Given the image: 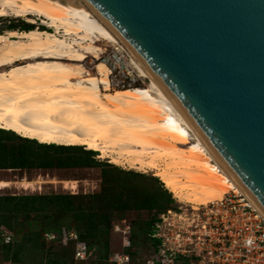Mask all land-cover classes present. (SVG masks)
<instances>
[{"label":"bare ground","instance_id":"bare-ground-1","mask_svg":"<svg viewBox=\"0 0 264 264\" xmlns=\"http://www.w3.org/2000/svg\"><path fill=\"white\" fill-rule=\"evenodd\" d=\"M12 16L31 23L30 16H39L90 42L75 49L39 29L0 34V129L40 144L83 147L116 166L154 173L179 204L195 209L230 193L244 196L94 13L52 0H0V17ZM96 37L127 49L149 79L146 87L112 89L103 61L96 73L88 71L82 64L91 54L98 58Z\"/></svg>","mask_w":264,"mask_h":264},{"label":"water","instance_id":"water-1","mask_svg":"<svg viewBox=\"0 0 264 264\" xmlns=\"http://www.w3.org/2000/svg\"><path fill=\"white\" fill-rule=\"evenodd\" d=\"M94 13L264 217V0H52Z\"/></svg>","mask_w":264,"mask_h":264},{"label":"trees","instance_id":"trees-1","mask_svg":"<svg viewBox=\"0 0 264 264\" xmlns=\"http://www.w3.org/2000/svg\"><path fill=\"white\" fill-rule=\"evenodd\" d=\"M10 31H31L33 25L12 24ZM46 31L45 28H41ZM95 151L81 147L40 144L13 132L0 129V171H36L64 168H92L99 165L94 159ZM141 175L131 174L120 182L103 172V188L94 195H12L0 196V229L5 227L13 233L11 244L0 241V264H76L79 243L85 244L95 255L96 264H115L111 258V234L115 220L122 223L130 212L157 211L151 220L138 222L131 235V248L126 250L131 261L136 259L141 246L151 242L158 252L160 241L152 238L160 216L174 209L172 194L159 182L156 189L143 188L138 183ZM158 182L157 179H154ZM76 234L78 240L61 242ZM46 235H55L48 242ZM137 248L134 252L132 249ZM147 262H144L146 264ZM190 264V260H186ZM178 264V263H177Z\"/></svg>","mask_w":264,"mask_h":264},{"label":"built area","instance_id":"built-area-1","mask_svg":"<svg viewBox=\"0 0 264 264\" xmlns=\"http://www.w3.org/2000/svg\"><path fill=\"white\" fill-rule=\"evenodd\" d=\"M46 31L64 39L75 49H80L90 41H84L74 32L52 27L46 19L36 17ZM39 29V28H38ZM96 37L98 58L111 72V86L118 89L146 86L149 79L142 76L131 53L119 43L101 40ZM165 187V186H164ZM168 190L167 188H165ZM171 193V192H170ZM173 199L178 203L173 194ZM181 205V204H180ZM183 210L182 213L179 211ZM178 220V221H177ZM114 231L122 235L125 251L114 254L111 262L129 264L131 257L126 250L131 248L132 228L124 220L116 224ZM47 241L56 239L55 235H46ZM152 238L161 242L158 252L146 264H264V217L242 195L230 193L221 201L201 206H176L160 216ZM12 232L5 227L0 229V241L11 244ZM78 240L74 233L63 239ZM93 257L85 244L79 243L75 259L86 262Z\"/></svg>","mask_w":264,"mask_h":264},{"label":"rangeland","instance_id":"rangeland-1","mask_svg":"<svg viewBox=\"0 0 264 264\" xmlns=\"http://www.w3.org/2000/svg\"><path fill=\"white\" fill-rule=\"evenodd\" d=\"M39 16H30V19L35 20ZM42 18V17H41ZM43 19V18H42ZM12 24L33 25L34 29L43 31L41 23H31L29 18H15L12 17H0V34H6L11 32L8 27ZM46 29V28H45ZM19 32H26L20 31ZM94 55V54H91ZM89 57L82 64L88 71L96 73L97 61L93 57ZM149 82L146 83V85ZM112 87V86H111ZM144 87V86H143ZM140 87V88H143ZM146 87V86H145ZM114 90L118 88L112 87ZM23 138V137H22ZM38 142V141H37ZM39 143V142H38ZM57 146V145H56ZM83 148V147H82ZM88 151L86 148H83ZM97 156L94 157L95 161L99 165L92 168H64V169H52V170H36V171H0V196H12V195H53V194H72V195H94L100 194L103 188V172H107L108 176L117 181H124L131 174H138L141 177L137 178L139 185L143 188L153 190L159 186V182L163 183L160 179L156 178L154 173L144 174L137 170H130L123 167L116 166L110 163L108 159H101L100 153L97 152ZM154 179H157L156 182ZM164 184V183H163ZM165 186V184H164ZM164 188H167L166 186ZM169 191V189H168ZM170 192V191H169ZM173 196V193H171ZM175 197V195H174ZM178 201V200H177ZM176 206L183 205L176 203ZM182 213L183 210L179 211ZM157 215V211H143V212H130L124 216V219L132 229L135 228L138 222H145L151 220ZM178 221V220H177ZM116 224H122L118 218L114 221ZM137 248L132 249L134 252ZM139 254L132 264H144L148 262L154 256V249L150 241H147L145 246H141ZM125 251L123 245L122 235L113 231L111 234V252L120 254ZM3 255L0 253V263H3ZM98 262L94 255L86 262L79 264H96ZM78 264V263H76Z\"/></svg>","mask_w":264,"mask_h":264}]
</instances>
